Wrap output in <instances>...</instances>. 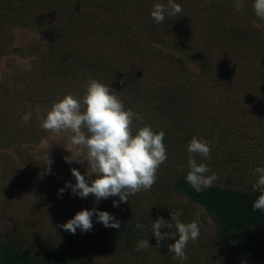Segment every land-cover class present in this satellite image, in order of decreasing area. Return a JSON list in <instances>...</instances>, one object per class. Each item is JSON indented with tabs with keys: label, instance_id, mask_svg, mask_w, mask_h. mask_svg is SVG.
<instances>
[{
	"label": "rangeland",
	"instance_id": "obj_1",
	"mask_svg": "<svg viewBox=\"0 0 264 264\" xmlns=\"http://www.w3.org/2000/svg\"><path fill=\"white\" fill-rule=\"evenodd\" d=\"M175 2L183 12L158 25L151 11L167 0L0 1L16 10L14 21L0 23V241L20 238L33 252L59 246L75 252L81 264L122 259L112 254L113 244L105 250L103 245L119 229L105 227L95 213L91 231L77 228L72 234L60 225L86 208L108 211L121 225L136 200L128 197L116 207L118 196L97 202L91 194L74 195L71 188L58 195L67 182L75 184L71 169L86 175L88 165L64 159L71 155L65 148L71 146L70 131L50 133L40 127L54 102L67 94L82 97L88 81L96 79L142 118L133 131L150 125L156 132L171 133L167 161L152 189L159 182L165 187L137 193L144 217L164 206L170 215L187 213L200 227L196 244L189 242L185 249L186 261L174 259V253L163 256V249L149 242L152 247L127 253L126 264H264V239L251 249L215 241L211 215L172 188L188 167L187 146L193 137L210 145V160L195 158L208 165L207 175H222L213 184H225L233 174L229 159L223 166L215 162L235 147L228 146L235 139L256 163L260 160L237 178L250 184L258 180L254 169L264 166V19L255 18L254 0H243L240 10L235 0ZM210 67L223 73L204 75ZM171 93L175 108L164 114L162 98ZM8 131L18 134L10 135L16 138L9 145ZM78 158L83 161L85 155Z\"/></svg>",
	"mask_w": 264,
	"mask_h": 264
},
{
	"label": "clouds",
	"instance_id": "obj_2",
	"mask_svg": "<svg viewBox=\"0 0 264 264\" xmlns=\"http://www.w3.org/2000/svg\"><path fill=\"white\" fill-rule=\"evenodd\" d=\"M235 8L244 7L243 0H235ZM253 9L255 15L264 19V0H254ZM183 12L182 6L175 0H167V5L156 3L151 11L153 21L162 25L169 17H178ZM142 118L130 108H125L123 101L112 93L109 86L96 79H90L86 85L85 94L82 97L67 94L59 101L52 104L46 117L40 122V127L50 133L70 131V147H65L70 156H65L66 162H87V174H81L77 168H72L71 173L75 177V184L67 182L64 188H60L58 195L66 188H71L74 195L86 198L93 195L99 202L109 197H119L113 205L118 207L121 202H128L130 195L141 191H150L158 179V171L167 161L168 155L163 142L165 132H156L150 125L138 127L133 132L134 122ZM78 149L86 152L79 153ZM189 171L186 181L196 192L212 186L218 179L215 173L209 172L206 163H198L196 155L211 159V148L206 140L193 137L188 146ZM85 155V160L78 158ZM51 159L46 164V171H51ZM90 169V171H89ZM259 174L258 180L252 185L254 192L260 195L253 202V211H264V166L254 169ZM95 179H91L92 176ZM87 177V178H86ZM91 179V183H89ZM96 214L97 221L105 227L120 228V222L108 211L83 209L66 223L60 225L65 231L76 233L77 228L82 232L91 231L93 228L92 217ZM137 228L143 229L145 225L140 222ZM167 227L170 232L161 229ZM152 235L157 240V246L166 239H175V243L167 245L168 251L174 253V259L186 261L188 256L185 249L189 242L196 244L200 235V227L197 222H181L179 213L171 212V220L166 221L160 217L153 221ZM149 240H140L135 245V250L143 251L150 247Z\"/></svg>",
	"mask_w": 264,
	"mask_h": 264
},
{
	"label": "trees",
	"instance_id": "obj_3",
	"mask_svg": "<svg viewBox=\"0 0 264 264\" xmlns=\"http://www.w3.org/2000/svg\"><path fill=\"white\" fill-rule=\"evenodd\" d=\"M0 1L3 2V0ZM103 3L104 1H102V4ZM212 3L213 2H211L207 7L210 8ZM12 6L16 9L15 4H12ZM1 9L4 11H0V13H2L0 15V23H3L4 20L8 23L14 21L10 19L11 17L14 19L11 15L12 13L15 14L16 10H12L9 4L0 6V10ZM255 18H257V16H255ZM222 73V70L210 67V70L205 72L204 75L221 76ZM8 91L10 90L8 89ZM172 96L175 95L171 93L170 95L162 98L160 111L164 114L171 111L172 108H175V104L172 103ZM135 130L133 132H135ZM8 132L11 133L9 135H5L8 139H6L7 141L5 142L9 145L11 144V141L16 138L15 136H11L10 138V135L18 134L13 131ZM170 137L171 133L165 132L163 142L166 149L171 148L168 146L170 143L169 140L171 139ZM238 140L239 139L230 141L228 146L234 145L235 147H228L222 156L216 158L215 165L221 164L223 166L225 162L228 163V159L231 163L230 167L233 174L230 177H227L225 184H212L211 187L205 188L201 192H196L185 179L187 172L189 171L188 166L177 176V178H175L172 188L173 190H177L179 194L186 197L188 202L190 201L201 205L208 212V214L211 215L216 223V233L213 237L215 238V241H218L225 246L235 244L236 246L242 248L247 245V247L251 249L255 248L257 243L264 239V211H253L252 204L258 198L260 193L259 191L254 192L252 190L253 183L250 184V181L248 180L237 178V175H242L248 164H252L253 168L256 165H259L260 160L256 163L254 161V156H250L243 147H239V145L237 147ZM220 141L224 142L225 139H221ZM227 150L229 151L228 153H226ZM249 159L253 162H250ZM216 176L221 177L222 175L216 174ZM159 183L160 185L157 188H151V190L146 193H151L153 190L158 189L159 192H161L165 186L162 182ZM129 198L136 200L135 208L130 211L131 213L127 214V218L121 222L119 231L116 230L111 236L110 241L103 244L104 250L110 247V244H113L114 247L112 249V254L115 257H122V259L115 262V264L130 263L128 258L129 256L126 257L125 255L127 253H139L140 251L135 250V245L138 241H140V236L147 235V237L151 238L149 242L154 244L156 249H163V256L168 257L172 255V253L168 251L167 245L175 243V239L178 237L166 239L162 241L159 246H157V240L155 236L152 235L151 230L152 223L156 219L163 217L165 220L167 219L166 221L171 220V215L167 211L168 207L158 206L154 210L150 212L148 211V218H145L144 216L146 214L141 207V201L139 200L138 195H131ZM162 201L164 200L159 202ZM154 202L156 201L154 200ZM136 209H138V211H136ZM177 213H179L181 222L188 223L194 221L192 217L187 215V213ZM147 220L150 221V224L148 225L144 224ZM137 222L142 223L146 227L143 229L137 228ZM161 231L163 233L170 232L172 230L165 227L161 229ZM74 253L75 252L72 251L64 252V250L59 246H46L40 252H33L20 238L11 240L4 239L0 241V264H81L80 260L76 258ZM172 259L173 258L169 257L168 260ZM82 261L86 262L85 260Z\"/></svg>",
	"mask_w": 264,
	"mask_h": 264
}]
</instances>
